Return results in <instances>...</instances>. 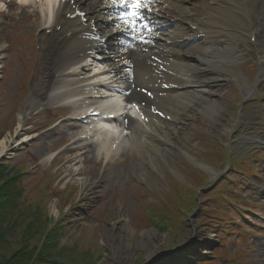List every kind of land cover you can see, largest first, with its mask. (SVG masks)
Listing matches in <instances>:
<instances>
[{"label": "rangeland", "instance_id": "374dc122", "mask_svg": "<svg viewBox=\"0 0 264 264\" xmlns=\"http://www.w3.org/2000/svg\"><path fill=\"white\" fill-rule=\"evenodd\" d=\"M31 9L23 11L14 2H0V164L18 175L21 173L19 180L24 196L31 201L41 199V215L35 225H39L40 230L48 224V229L54 230L55 242L49 249L52 257L65 264H181L188 261L190 264H264V76L259 78L255 94L248 96V86L252 84L250 68L242 66L250 56L253 65L261 71L260 43L254 45L246 39L237 41L241 53L238 61L224 64L213 72L204 71L206 77H215L204 82L203 88L208 89L204 92L207 98L221 105L219 113L210 117L199 103L190 107L182 115L184 125L173 139L174 153L158 164L143 161L141 167L132 169L129 148L121 154L118 166L112 165L103 154L97 156L93 152L96 144L72 152L68 150L81 130L80 124L66 119L73 113V107L54 108L63 102H42L38 108L32 107L33 98L43 100L46 96L50 70L46 67L48 40L42 32L36 34L35 30L41 27ZM257 22H261L260 18ZM180 28L186 29V22H182ZM188 52L194 53L195 49ZM28 70L32 77L27 83ZM235 88L241 90L246 101L236 100L239 96ZM260 92L263 95L259 98ZM233 100L238 107L236 110L232 109ZM217 139L218 144L230 148L235 159H239L235 167L245 179L227 170L225 174L230 173L236 179L225 182L224 176L219 177V171L200 162L196 152L210 148ZM3 144L6 147L1 151ZM253 151H256L255 156L242 158ZM183 159L193 166L200 165L209 173L213 171L212 187L203 191L205 180L195 178L191 182V194L200 195L197 204L204 199L202 197L214 198L204 204L209 209L207 214H216L224 222L201 218L200 203L191 211L186 207L179 210L180 218L168 211L165 221L156 217L158 214L144 219L150 216L143 204L152 199L149 192L162 189L163 174L176 176L178 167L174 165ZM253 166L260 178L252 177L253 171L256 174ZM52 176L58 187L63 188L62 193L48 186ZM79 180H87V186L79 189ZM219 183L229 189L233 186L246 199V202L239 200L238 204L243 215L232 208L227 211V215L233 214L232 220L240 229L226 223L227 215L214 194ZM229 189L222 191V195L229 196ZM188 204L185 202L184 206ZM119 210L122 213L117 216L125 221L128 231L117 224L119 217L115 218L114 212ZM156 221L160 225H156ZM25 222L26 219L12 231L8 245L0 247L4 255L18 247ZM113 222H117L115 226ZM38 230L30 236V244L39 242ZM147 230L151 232L146 234ZM172 248L173 253L167 254Z\"/></svg>", "mask_w": 264, "mask_h": 264}, {"label": "bare ground", "instance_id": "6f19581e", "mask_svg": "<svg viewBox=\"0 0 264 264\" xmlns=\"http://www.w3.org/2000/svg\"><path fill=\"white\" fill-rule=\"evenodd\" d=\"M16 1L24 8L31 7L40 27L51 32L47 37L46 56V67L51 68L48 96L43 100L33 98L32 107L38 108L42 102L75 103L77 108L72 115L81 130L68 150L72 152L96 144L93 152L97 156L105 155L114 166L120 164L126 148L130 151L132 169L141 167L143 161L158 164L159 160L174 153L173 139L184 125L182 115L197 103L210 117L219 113L221 105L207 98L204 92L208 89L203 88L204 82L215 77H206L204 71L213 72L224 64L238 61L241 54L235 42L253 37L255 44L260 43V77L264 76V0H149V7L141 10L148 24V29L139 33L142 40L136 38L120 18L121 13L129 9L119 3L113 4L112 0ZM111 4L116 6L109 9ZM76 9L85 10L88 21L79 23L77 19L65 17ZM181 17H186L204 34L201 42L192 46L194 53H182L180 48L187 44L183 37H190L188 44H192L193 38L199 39L197 33L189 29L186 33L178 31L176 22L170 24L172 27L167 24L168 18ZM259 18L261 22L257 24ZM58 26L60 30L56 31ZM92 31L112 34L108 39L110 53L88 38ZM66 32L72 35L65 37ZM111 41L114 42L111 44ZM127 45L132 48H124ZM97 54L105 64V76L110 78L106 84L96 72L99 68L93 69V64L100 63L95 60ZM153 69H167L172 75L162 79L154 75ZM120 74L125 77L117 78ZM115 82H120L118 85H122L126 94L124 107L117 112L114 110V117L108 115V119L105 112L89 113L103 111L101 103L110 95L103 88L110 89ZM164 85L168 87L163 88ZM171 85L179 87L178 90L168 89ZM248 88L249 92L253 90L251 85ZM89 97L91 103H80ZM155 111L170 117L169 120ZM75 143L79 145L75 147ZM5 147L3 144L1 151ZM86 181L77 182L79 189L87 186ZM119 213L122 212H114V217ZM117 221L119 223L113 222V226L117 223L128 231L123 219L119 217Z\"/></svg>", "mask_w": 264, "mask_h": 264}, {"label": "trees", "instance_id": "16d2710c", "mask_svg": "<svg viewBox=\"0 0 264 264\" xmlns=\"http://www.w3.org/2000/svg\"><path fill=\"white\" fill-rule=\"evenodd\" d=\"M15 173L14 170H7L4 165L0 164V247H6L9 243L8 237L14 233L12 231L17 225L22 224L25 219L26 222L21 231V240L18 247L11 250L8 255H4L3 249L0 250V264H65L55 260L52 257L53 252L49 250L55 242L53 240L54 230L48 229V224L42 226L40 230H38L40 226L35 225L41 215V199L31 201L28 196H24V189L19 180L21 173L19 175ZM54 180L55 178H52L48 186L57 189L56 193H62L64 190H60L57 185H53ZM169 180V184L172 186L169 194L171 197H168L169 207L164 204L156 206L158 207L157 211L152 212L150 216L146 217V220L158 214L156 217H161L165 221L169 214L168 211L180 218L179 210L186 207L191 211L197 205L196 193L191 194L189 188L172 177ZM185 202L190 204L184 206ZM28 212H30V215ZM155 224L159 223L156 221ZM37 230L40 233L39 242L30 244L29 238L34 232L37 233Z\"/></svg>", "mask_w": 264, "mask_h": 264}, {"label": "snow or ice", "instance_id": "6c2138e0", "mask_svg": "<svg viewBox=\"0 0 264 264\" xmlns=\"http://www.w3.org/2000/svg\"><path fill=\"white\" fill-rule=\"evenodd\" d=\"M113 4L119 3L129 10L121 13L123 24L131 30V33L138 39H143L139 33L143 29H148V24L141 12L149 7V0H112ZM150 31V29H149Z\"/></svg>", "mask_w": 264, "mask_h": 264}]
</instances>
